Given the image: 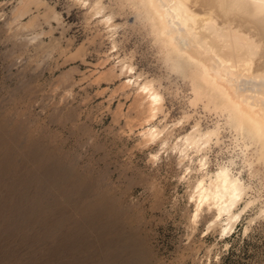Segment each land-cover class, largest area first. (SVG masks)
<instances>
[{
    "label": "rangeland",
    "instance_id": "rangeland-1",
    "mask_svg": "<svg viewBox=\"0 0 264 264\" xmlns=\"http://www.w3.org/2000/svg\"><path fill=\"white\" fill-rule=\"evenodd\" d=\"M26 1L0 0V264H264V167L249 174L231 133L211 168L234 157L256 201L230 233L210 226L212 211L194 222V179L175 153L154 160L161 145L142 141L134 88L107 73L119 57L162 84L156 122L184 119L172 140L218 116L189 103L190 85L133 10L105 0L122 25L115 53L83 4Z\"/></svg>",
    "mask_w": 264,
    "mask_h": 264
},
{
    "label": "bare ground",
    "instance_id": "bare-ground-1",
    "mask_svg": "<svg viewBox=\"0 0 264 264\" xmlns=\"http://www.w3.org/2000/svg\"><path fill=\"white\" fill-rule=\"evenodd\" d=\"M74 1L86 6L87 16L106 27L116 48L113 51L118 53L116 33L122 25L116 22L115 11L119 10L105 0ZM115 1L119 9L133 10L153 35L169 72L190 85L189 103L202 104L217 114L212 127L203 128L196 119L191 130L172 140L184 119L163 126L156 122L167 110L162 84L137 72L128 57H119L107 70L109 76H123L124 88H134L143 113L139 135L147 145H161L152 158L160 159L162 150H169L185 167V177L194 179L190 194L196 205L194 222L202 212L212 211L210 226L232 232L256 198L246 200L252 186L235 158L218 162L214 170L210 151L214 144H221L226 131L234 148H241L243 167L251 176L264 167V0Z\"/></svg>",
    "mask_w": 264,
    "mask_h": 264
}]
</instances>
